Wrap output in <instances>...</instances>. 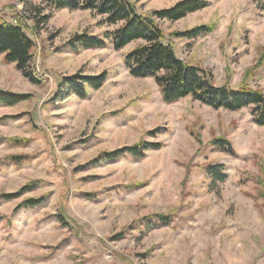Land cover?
<instances>
[{"label": "rangeland", "instance_id": "rangeland-1", "mask_svg": "<svg viewBox=\"0 0 264 264\" xmlns=\"http://www.w3.org/2000/svg\"><path fill=\"white\" fill-rule=\"evenodd\" d=\"M181 1L131 0L145 17ZM203 1L177 22L156 21L166 44L217 86L264 94V1ZM0 18L35 42L42 81L32 84L0 55V91L27 97L0 104V264H264V126L250 108L165 103L154 79L125 65L143 42L115 51L109 37L106 48L73 52L76 36L117 28L92 11L0 0ZM204 26L213 31L181 36ZM102 74L105 84L85 99L62 86ZM220 139L234 154L214 145ZM136 146L148 148L143 157L98 161ZM209 166H222L226 180L210 177ZM30 199L43 202L25 209ZM157 215L170 225L149 224Z\"/></svg>", "mask_w": 264, "mask_h": 264}, {"label": "trees", "instance_id": "trees-1", "mask_svg": "<svg viewBox=\"0 0 264 264\" xmlns=\"http://www.w3.org/2000/svg\"><path fill=\"white\" fill-rule=\"evenodd\" d=\"M26 4L41 1L50 9L56 10H86L105 18V23L117 28L108 37L102 38L89 34L78 35L71 43L73 52L81 50L103 49L108 45V38L115 51H121L134 42H143L130 52L125 58V65L134 78L154 79L165 103H176L185 98H192L213 109L240 111L250 108L254 123L264 126V94L261 91L243 86L233 89L229 86L219 87L215 84L210 73L204 69L191 66L180 60L171 45L166 44L164 35L157 25V20L177 22L188 14L195 13L207 7L203 0H183L171 9L157 11L152 17L140 15L131 0H22ZM264 1V0H261ZM40 14V10L34 8ZM213 31V27H199L181 36L197 38ZM35 42L26 34L19 24H12L0 18V55L7 64H14L16 69L32 84L42 83L35 71L34 55ZM106 82V75L83 77L75 75L65 78L62 86L69 89V93L85 99L89 89L98 90ZM27 97L12 95L0 91V104L13 106ZM224 153L234 154L229 142L220 139L214 143ZM140 146L127 147L112 153H106L100 160L115 161L125 155L136 158L143 157V151L148 148ZM207 173L210 177L224 182L227 178L222 173V166H209ZM29 190L24 188L20 193L5 196L12 200ZM41 199H30L24 203V208H34L41 204ZM149 224L157 222L164 226L170 225L168 216L157 215L148 218ZM64 220V219H63Z\"/></svg>", "mask_w": 264, "mask_h": 264}]
</instances>
